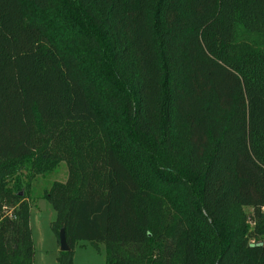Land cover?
Wrapping results in <instances>:
<instances>
[{
	"label": "trees",
	"instance_id": "trees-1",
	"mask_svg": "<svg viewBox=\"0 0 264 264\" xmlns=\"http://www.w3.org/2000/svg\"><path fill=\"white\" fill-rule=\"evenodd\" d=\"M62 163L58 264H264V0H0V264H34Z\"/></svg>",
	"mask_w": 264,
	"mask_h": 264
},
{
	"label": "rangeland",
	"instance_id": "rangeland-1",
	"mask_svg": "<svg viewBox=\"0 0 264 264\" xmlns=\"http://www.w3.org/2000/svg\"><path fill=\"white\" fill-rule=\"evenodd\" d=\"M45 20L49 21L53 27L60 25L58 17L53 13H48ZM63 31L64 29H58L57 32L64 35ZM63 40H66L65 36ZM235 47L240 52L259 51L263 49V40L261 36L248 33L242 27L237 26ZM24 174L26 172L20 173V175ZM68 175V168L62 163L52 172L36 176L32 181L31 192L27 195L26 200L31 206L30 229L35 248L34 264H58L60 246L52 230L56 212L44 199V195L54 182L66 183ZM23 180L25 183V178ZM12 183L13 181H11ZM23 193L21 192V194ZM244 212L249 214L252 209L245 208ZM73 264H106L104 246L100 245V251H97L86 242L77 243L74 248Z\"/></svg>",
	"mask_w": 264,
	"mask_h": 264
},
{
	"label": "water",
	"instance_id": "water-1",
	"mask_svg": "<svg viewBox=\"0 0 264 264\" xmlns=\"http://www.w3.org/2000/svg\"><path fill=\"white\" fill-rule=\"evenodd\" d=\"M59 246H60V252L70 251V247L67 244L65 231L63 229L59 233Z\"/></svg>",
	"mask_w": 264,
	"mask_h": 264
}]
</instances>
